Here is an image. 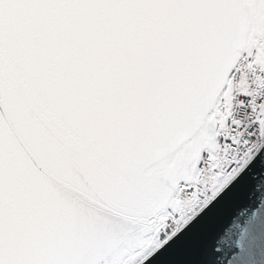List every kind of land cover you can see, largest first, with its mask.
Returning a JSON list of instances; mask_svg holds the SVG:
<instances>
[{"label":"snow or ice","instance_id":"6c2138e0","mask_svg":"<svg viewBox=\"0 0 264 264\" xmlns=\"http://www.w3.org/2000/svg\"><path fill=\"white\" fill-rule=\"evenodd\" d=\"M0 264H264V0H0Z\"/></svg>","mask_w":264,"mask_h":264}]
</instances>
